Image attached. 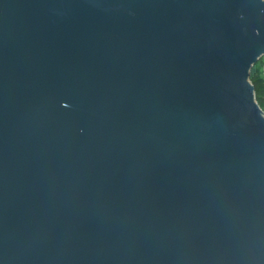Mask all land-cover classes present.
Returning a JSON list of instances; mask_svg holds the SVG:
<instances>
[{
	"label": "water",
	"instance_id": "95a60500",
	"mask_svg": "<svg viewBox=\"0 0 264 264\" xmlns=\"http://www.w3.org/2000/svg\"><path fill=\"white\" fill-rule=\"evenodd\" d=\"M264 0H0V264H264Z\"/></svg>",
	"mask_w": 264,
	"mask_h": 264
},
{
	"label": "trees",
	"instance_id": "16d2710c",
	"mask_svg": "<svg viewBox=\"0 0 264 264\" xmlns=\"http://www.w3.org/2000/svg\"><path fill=\"white\" fill-rule=\"evenodd\" d=\"M264 62V56H262L250 69L249 79L254 87V96L257 104L261 107L264 106V68L261 63Z\"/></svg>",
	"mask_w": 264,
	"mask_h": 264
},
{
	"label": "rangeland",
	"instance_id": "374dc122",
	"mask_svg": "<svg viewBox=\"0 0 264 264\" xmlns=\"http://www.w3.org/2000/svg\"><path fill=\"white\" fill-rule=\"evenodd\" d=\"M261 65H262V68H264V62H262ZM262 76H264V73H262ZM260 108H261L262 110H264V106H261Z\"/></svg>",
	"mask_w": 264,
	"mask_h": 264
}]
</instances>
